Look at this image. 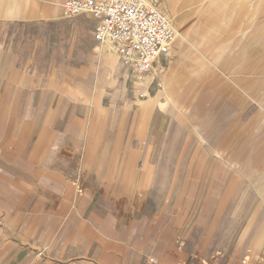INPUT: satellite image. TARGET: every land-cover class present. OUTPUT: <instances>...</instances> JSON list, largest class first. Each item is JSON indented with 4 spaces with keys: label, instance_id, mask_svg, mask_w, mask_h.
Returning a JSON list of instances; mask_svg holds the SVG:
<instances>
[{
    "label": "crops",
    "instance_id": "1",
    "mask_svg": "<svg viewBox=\"0 0 264 264\" xmlns=\"http://www.w3.org/2000/svg\"><path fill=\"white\" fill-rule=\"evenodd\" d=\"M63 1L0 0V264H264V0H191L149 77Z\"/></svg>",
    "mask_w": 264,
    "mask_h": 264
},
{
    "label": "built area",
    "instance_id": "2",
    "mask_svg": "<svg viewBox=\"0 0 264 264\" xmlns=\"http://www.w3.org/2000/svg\"><path fill=\"white\" fill-rule=\"evenodd\" d=\"M89 13L96 21L94 37L116 47L121 63L143 74L166 55L177 31L168 17L146 0H64L63 17ZM140 97L143 93L139 94Z\"/></svg>",
    "mask_w": 264,
    "mask_h": 264
},
{
    "label": "rangeland",
    "instance_id": "3",
    "mask_svg": "<svg viewBox=\"0 0 264 264\" xmlns=\"http://www.w3.org/2000/svg\"><path fill=\"white\" fill-rule=\"evenodd\" d=\"M146 1H147L148 5L150 7L152 6L153 8H155V9L159 10L160 12L164 13L168 17L170 22L172 24H175L176 28H178L177 20H182V19H180L179 15H181V13H184L186 11H191L192 9H195L196 5H198L200 3V2L195 3L194 1H191V0H186V1L182 0V1H179L177 3V5H180L181 8L177 9V10H175V9L172 10V9H164L163 7H161V5H158V3L162 4V2H156L155 3V1H153V0H146ZM202 4H203L202 8H204V9L208 8V5H207L208 2H203ZM261 6H263V5H261ZM177 39H180V35H176L175 41H177ZM152 68H153V65H152ZM134 73L136 74V71ZM138 74H139L140 77H143V76L149 77L150 76V72L149 71L146 72V73H143V74H140V73H138ZM138 74H136V75L138 76ZM139 94H138V96H139Z\"/></svg>",
    "mask_w": 264,
    "mask_h": 264
},
{
    "label": "bare ground",
    "instance_id": "4",
    "mask_svg": "<svg viewBox=\"0 0 264 264\" xmlns=\"http://www.w3.org/2000/svg\"><path fill=\"white\" fill-rule=\"evenodd\" d=\"M152 7V6H151ZM175 39V38H174Z\"/></svg>",
    "mask_w": 264,
    "mask_h": 264
}]
</instances>
